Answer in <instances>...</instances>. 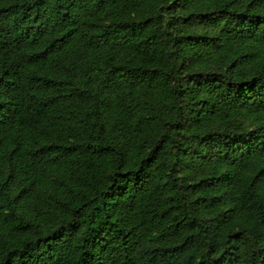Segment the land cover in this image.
I'll return each instance as SVG.
<instances>
[{
    "label": "trees",
    "instance_id": "1",
    "mask_svg": "<svg viewBox=\"0 0 264 264\" xmlns=\"http://www.w3.org/2000/svg\"><path fill=\"white\" fill-rule=\"evenodd\" d=\"M0 264H264V0H0Z\"/></svg>",
    "mask_w": 264,
    "mask_h": 264
}]
</instances>
